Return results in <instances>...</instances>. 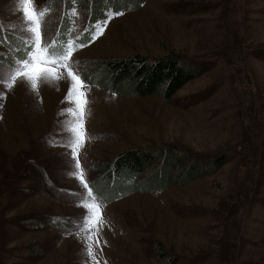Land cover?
<instances>
[{
	"label": "rangeland",
	"instance_id": "rangeland-1",
	"mask_svg": "<svg viewBox=\"0 0 264 264\" xmlns=\"http://www.w3.org/2000/svg\"><path fill=\"white\" fill-rule=\"evenodd\" d=\"M109 1L0 0V264H264V0ZM170 51L203 73L167 101L81 77L84 60ZM169 143L227 161L161 191L92 190L97 163Z\"/></svg>",
	"mask_w": 264,
	"mask_h": 264
},
{
	"label": "trees",
	"instance_id": "trees-1",
	"mask_svg": "<svg viewBox=\"0 0 264 264\" xmlns=\"http://www.w3.org/2000/svg\"><path fill=\"white\" fill-rule=\"evenodd\" d=\"M130 1L134 8L145 0H119V3ZM104 2L111 1L95 0L94 5L98 9ZM4 39L7 40L5 35ZM88 41L84 40L83 43ZM13 43L9 44L10 52L20 59L19 53L12 50L15 47ZM7 60L11 61L0 56V62ZM82 64L84 70L81 77L88 84L98 83L101 88L121 96H156L165 101L170 100L188 81L203 73L194 58L173 51L157 57L134 53L116 58L84 60ZM226 161L224 157L220 161H210L199 156L197 158L190 150L175 143L145 148L132 147L117 153L110 162L97 163V175L94 182H91V188L97 193L101 188H106V191L111 185L110 189L114 187L119 194L111 196L110 200L132 192L161 191L170 186H183L218 169ZM136 177L141 178L137 185L133 183V178ZM127 179L130 186L119 191L121 186H125ZM160 251L161 257L167 256L162 249Z\"/></svg>",
	"mask_w": 264,
	"mask_h": 264
}]
</instances>
